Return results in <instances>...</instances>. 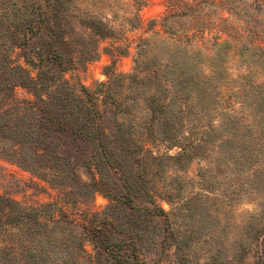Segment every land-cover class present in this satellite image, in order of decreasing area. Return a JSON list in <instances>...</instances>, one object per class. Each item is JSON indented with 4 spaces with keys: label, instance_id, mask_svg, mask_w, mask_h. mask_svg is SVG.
Here are the masks:
<instances>
[{
    "label": "rangeland",
    "instance_id": "374dc122",
    "mask_svg": "<svg viewBox=\"0 0 264 264\" xmlns=\"http://www.w3.org/2000/svg\"><path fill=\"white\" fill-rule=\"evenodd\" d=\"M0 264H264V0H0Z\"/></svg>",
    "mask_w": 264,
    "mask_h": 264
},
{
    "label": "trees",
    "instance_id": "16d2710c",
    "mask_svg": "<svg viewBox=\"0 0 264 264\" xmlns=\"http://www.w3.org/2000/svg\"><path fill=\"white\" fill-rule=\"evenodd\" d=\"M39 20L40 21H42L43 20V17H42V15L40 14V18H39ZM23 75H22V80H21V84H20V86H24L25 84H26V80L24 79V73H22ZM26 86V85H25ZM10 87H8L7 88V90L9 89ZM6 90V89H5ZM4 90V91H5ZM62 130L63 129H61L60 127H56V128H54V132H62ZM26 132V131H25ZM19 133V132H18ZM18 136H20L19 137V145L21 146V145H23V144H27V143H29V141H32V133H24L23 135L21 134V133H19V135ZM21 137H22V139H21ZM37 139H38V137H36ZM40 139H38L37 141H39ZM36 141V142H37ZM40 150H41V152H42V150L43 149H37V154H38V152H40ZM10 208H12L13 209V207H12V204H10V206H9Z\"/></svg>",
    "mask_w": 264,
    "mask_h": 264
}]
</instances>
